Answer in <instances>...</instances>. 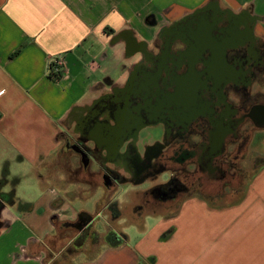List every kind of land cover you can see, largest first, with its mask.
Returning a JSON list of instances; mask_svg holds the SVG:
<instances>
[{"label":"crops","instance_id":"crops-1","mask_svg":"<svg viewBox=\"0 0 264 264\" xmlns=\"http://www.w3.org/2000/svg\"><path fill=\"white\" fill-rule=\"evenodd\" d=\"M208 1L0 0V264H264V166L236 204L211 208L190 194L173 212H144L154 222L135 220L140 231L132 242L114 227L124 204L115 196L102 197L108 200L94 213L106 214L111 226L100 242L74 243L84 226L65 225L82 215L95 226L94 215L70 201L83 197L86 185H103L76 173L63 137L75 124L70 116L122 85L144 50L157 51L163 26ZM213 1L220 11L248 8L264 32V0ZM127 35L144 48L129 51ZM58 54L64 71L52 77L49 61ZM147 182L125 183L131 195L146 191ZM112 202L121 213L110 219ZM64 229L76 234L68 238ZM108 232L125 238L111 244Z\"/></svg>","mask_w":264,"mask_h":264},{"label":"flooded vegetation","instance_id":"flooded-vegetation-1","mask_svg":"<svg viewBox=\"0 0 264 264\" xmlns=\"http://www.w3.org/2000/svg\"><path fill=\"white\" fill-rule=\"evenodd\" d=\"M237 13L238 29L250 27L252 39L230 46L219 59L206 48L194 52L191 33L197 20L183 17L160 29L154 42L157 51L144 50L122 85H110L91 105L73 112L70 120L75 124L63 137L69 156L77 158L76 173L109 183L108 189L166 175L144 192L134 208L138 212L159 202L171 211L193 189L201 195L218 189L220 197L230 186L237 191L239 185L232 186L244 175L241 151L251 133L264 127V36L257 35V21H250L248 8ZM234 20L224 17L215 22L213 34L228 36ZM125 38L129 51L144 48L128 35ZM160 61L163 65L158 67ZM211 72L220 80L216 76L215 81ZM154 74L155 82L147 84ZM133 75L142 79L141 87L134 84ZM182 86L193 89V99L180 100ZM218 124L231 128L222 142ZM154 128L160 129V137L142 134ZM2 199L0 193V205ZM120 213L112 207L113 217ZM88 222L81 215L65 225L84 226L80 234L84 238L91 228Z\"/></svg>","mask_w":264,"mask_h":264},{"label":"rangeland","instance_id":"rangeland-1","mask_svg":"<svg viewBox=\"0 0 264 264\" xmlns=\"http://www.w3.org/2000/svg\"><path fill=\"white\" fill-rule=\"evenodd\" d=\"M260 26V27H259ZM261 26V22H259L256 25V32L257 35H261L264 36V32L260 29ZM263 28V27H262ZM118 74V73H117ZM117 74H114V76L116 77ZM121 78H123V80L125 79V75L123 77V75H121ZM122 79H120V81H123ZM126 80V79H125ZM196 86V85H195ZM256 87H253L252 90H254ZM193 89H191L190 91H186L184 89V86L181 87V91H180V100L184 101V99L187 100V98H189V100L195 96V94L193 95ZM187 97V98H186ZM198 103V102H197ZM198 105L200 106V104L198 103ZM197 105V106H198ZM159 128V127H158ZM158 128H154V129H145L142 131V134H147L150 132L153 134L152 137H150L151 139L155 138V137H160V129ZM258 132V131H257ZM256 130H254L251 133V138L250 140L245 143L242 151H241V156H242V162H241V167L244 170V175L243 178L241 179H234V185L232 187H234L235 185H239V189L236 191L235 189L232 190L230 187L225 189L224 195L223 196H219V190L218 189H214L213 194H209V192L207 193V190L203 192V195L195 193L193 191H191L190 193H187L184 196H188L190 194H195L199 197H202L204 199H206L211 208H224L223 206H226L228 204L234 203L236 202L238 199L241 198V196L243 194H246L247 188L251 182V180L253 179V176L255 175V173L257 172V170L260 168V166L264 163V132L260 131L257 133ZM148 143H150V139ZM142 150V148H141ZM167 176L164 175L162 177H159L158 179L155 180H148L147 185H149L147 189L152 188L156 183H160L162 181L165 180ZM102 184V182H100ZM142 186V185H141ZM131 188V184L130 183H122L120 184L118 187H114L111 189H108L104 184L103 185H96L93 187H88L87 185L83 187V197L79 198V199H72V201H70L71 205L74 206L75 208L78 209H84L87 212L91 213V215L93 216L94 213H96L98 211V208L100 207L99 205H103V203H105L106 200H108V198H103L105 196H115L116 198L119 199L120 202H124V204H122V215L120 218H118L116 220V223L114 224V227L117 229H120L121 231L127 233L130 235L131 237V242L135 240V238L132 239V236H135V231L136 233L138 231H140L139 225L138 223L135 222V220L139 221V217H142L146 219V222L150 225L153 224L154 219L151 217H146V215L148 213H144V212H151L152 210L155 211H162V212H173L176 208L177 205L173 206L171 211L167 210L168 208L165 207L164 204H161L159 202V204H154L153 207L147 208L141 212L138 211H134V209L131 206H125L126 203H129L131 199L136 200L135 203H137L141 197L143 196L144 192H140L138 194L136 193H132L135 191L129 192V189ZM210 188V187H208ZM142 189L144 190V186H142ZM146 189V190H147ZM196 189V188H195ZM210 191V189H208ZM213 190V189H212ZM207 193V194H206ZM184 196H181L180 199ZM101 202V203H100ZM112 205H114V202L111 203V207ZM125 206V207H124ZM115 207V206H114ZM113 207V208H114ZM112 209V208H111ZM105 211H103V213H106L107 210L104 209ZM97 218V219H96ZM113 218L112 214L110 216V219ZM94 220H96L95 226L94 223L91 224V228L88 234L85 235V237H87V241L90 242H100L103 238V235L101 232H106V228H110L111 226H109L108 224L105 223L104 220H106V214H102L100 215V217H97L96 215H94ZM98 230L100 231V233L98 232ZM63 233L65 234L64 236H68V238H71L73 235L76 234V232L74 231V229H64ZM80 241H83V238H81L79 236V238H77L76 240H74V243H79ZM69 248V247H68Z\"/></svg>","mask_w":264,"mask_h":264},{"label":"water","instance_id":"water-1","mask_svg":"<svg viewBox=\"0 0 264 264\" xmlns=\"http://www.w3.org/2000/svg\"><path fill=\"white\" fill-rule=\"evenodd\" d=\"M211 8L213 9H212V13L210 14L208 10ZM225 11L227 12L226 16L225 15L222 16L220 14L221 13L220 10H218L215 7L214 1L210 0L202 7L196 9L190 15L186 16L197 20L196 28L191 33L192 34L191 36L195 43L193 46L194 52L196 53L201 52L203 49L206 48L209 49L211 52H216L218 54V59H219L220 55H222L225 52V50H227V48H229L230 46H233L237 43H243L245 42V40L252 39L251 37L253 35H252V29H250V27L245 25V28L243 30L238 29L240 23L238 22L237 17L240 16L239 15L240 13H235L229 10L228 11L225 10ZM224 17H226L227 19H235L234 21L236 23H234V25L231 26V28H229L228 36L226 35L222 38L220 36L214 35L212 31L214 28V23L220 21ZM249 17L251 22L256 21L255 16L250 15ZM165 48L168 49L169 47L166 46ZM162 65H163L162 61L157 63L158 67H161ZM209 65L212 67L214 64L209 63ZM211 74L215 79V81H218V79L220 80L219 75H216V73L214 72H211ZM216 76H218V79H216ZM132 78L131 79L132 81H134V84H136V86L141 87L143 85L141 84L142 79H139L138 77H136V75H133ZM197 78L198 75H196V79ZM131 79L129 81H131ZM155 79H156L155 74L149 76L148 80L146 79L147 84L154 83ZM218 127H219L218 131L220 134L219 142H222L225 136L231 132V128L229 127V125L221 127L219 124ZM104 185L107 187L110 184L106 183Z\"/></svg>","mask_w":264,"mask_h":264},{"label":"built area","instance_id":"built-area-1","mask_svg":"<svg viewBox=\"0 0 264 264\" xmlns=\"http://www.w3.org/2000/svg\"><path fill=\"white\" fill-rule=\"evenodd\" d=\"M65 59L62 54L55 55L51 58L48 65L49 75L56 77L64 71Z\"/></svg>","mask_w":264,"mask_h":264},{"label":"trees","instance_id":"trees-1","mask_svg":"<svg viewBox=\"0 0 264 264\" xmlns=\"http://www.w3.org/2000/svg\"><path fill=\"white\" fill-rule=\"evenodd\" d=\"M262 166H264V163L260 166V168H261ZM258 170H259V169H258ZM258 170H257V172H258ZM257 172H256V173H257ZM256 173H255V174H256ZM244 196H245V194H243V195L241 196V198L238 199L236 202L231 203V204H236V203H238V202H239ZM229 205H230V204H228V205H226V206H229ZM223 207H225V206H223ZM220 208H222V207H220ZM124 238H125V235H124V234H117V233H115V232H108V233L105 235V240L108 241V242L111 243V244H118V243L122 242ZM151 260H153V259H151Z\"/></svg>","mask_w":264,"mask_h":264}]
</instances>
